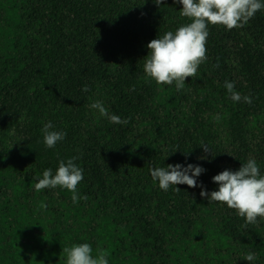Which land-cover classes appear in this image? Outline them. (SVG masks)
Wrapping results in <instances>:
<instances>
[{
  "label": "trees",
  "instance_id": "obj_1",
  "mask_svg": "<svg viewBox=\"0 0 264 264\" xmlns=\"http://www.w3.org/2000/svg\"><path fill=\"white\" fill-rule=\"evenodd\" d=\"M182 7L0 0V264H66L63 248L82 243L109 264H264V218L247 224L200 195L249 159L264 175V9L239 28L209 25L207 59L178 91L143 66L153 39L190 22ZM226 81L251 104L233 101ZM96 101L128 123L110 122ZM49 122L66 133L53 148ZM73 157L87 199L35 190L45 169ZM170 164L205 171L195 188L164 191L150 169Z\"/></svg>",
  "mask_w": 264,
  "mask_h": 264
},
{
  "label": "clouds",
  "instance_id": "obj_2",
  "mask_svg": "<svg viewBox=\"0 0 264 264\" xmlns=\"http://www.w3.org/2000/svg\"><path fill=\"white\" fill-rule=\"evenodd\" d=\"M160 5L164 0H154ZM183 5L181 16L190 21L180 26L175 32L168 31L162 37L153 39L148 45L150 50L145 60L143 70L146 76L154 80L158 85H172L175 82L177 90L185 87V81L189 77H195L199 66L207 59L206 42L209 35V25H221L228 30L242 27L254 17L257 11L264 9L262 0H177ZM225 88L231 94L235 102L244 100L251 104L249 96L241 95L234 91V82H225ZM83 91H89L85 86ZM97 109L100 115L107 117L110 122L116 124H127L128 120H121L117 115H109L108 110L99 101L90 105ZM51 122L43 127L44 143L48 148H53L57 142L66 137L65 132L50 131ZM205 153L211 151L210 146L202 144ZM212 152V151H211ZM73 157L66 162L61 160L59 167L53 175L52 169H45L42 178L35 183V190L41 191L45 188L61 187L72 193V201L78 202L77 186L83 180V169L74 162ZM205 169L200 166L189 164L183 167L180 164L167 165V168H152L150 174L154 181L159 182V187L168 191L170 186L186 184L190 188L197 187V180ZM191 173V175L189 174ZM213 182L218 184V190L208 193L202 190L200 195L209 202L226 204L229 208L237 211L239 216L246 218L247 224L257 223V218H264V175L254 159L243 163L238 171L224 170L213 177ZM201 187H203L201 185ZM66 254V264H109L108 253L97 249V255L93 256L90 244L82 243L63 248ZM248 262L256 259L253 252L244 256Z\"/></svg>",
  "mask_w": 264,
  "mask_h": 264
}]
</instances>
